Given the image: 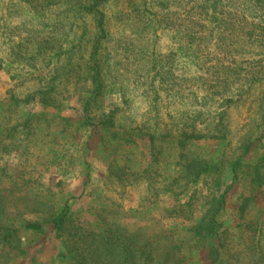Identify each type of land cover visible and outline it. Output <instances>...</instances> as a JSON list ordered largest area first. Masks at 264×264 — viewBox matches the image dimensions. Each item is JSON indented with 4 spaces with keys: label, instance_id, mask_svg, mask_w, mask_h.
Wrapping results in <instances>:
<instances>
[{
    "label": "rangeland",
    "instance_id": "1",
    "mask_svg": "<svg viewBox=\"0 0 264 264\" xmlns=\"http://www.w3.org/2000/svg\"><path fill=\"white\" fill-rule=\"evenodd\" d=\"M90 1L0 0V117L14 124L20 122L18 117L35 115L27 127L17 124V150L0 155V173L20 172L21 189L29 187L31 198L45 201L40 205L27 193L30 202H17L18 220L37 221L40 228L19 227L23 254L4 256L17 249L0 243V264L68 263L48 224L66 205L73 222L88 224L93 222L95 206L114 201L123 211L120 222L132 228L135 221L129 212L139 209L143 196L150 198L142 180L125 189L103 180L105 154L120 162L124 149L128 164L134 168L146 164L142 145L146 137H138V143L135 137V145L129 148H106L90 137L91 124L78 126L82 107L76 96L93 89L83 71L96 37L91 10L84 7ZM98 8L104 14L106 32L100 46L105 60L100 72L103 111L113 110L118 124L127 117L126 126L131 130L139 123H145V132L155 127L166 148L161 157L171 163L161 164L168 173L179 169L174 166L178 151H168L165 142L181 130H196L197 137L190 143L192 155L202 160L209 157L210 169L222 176L219 193L226 191L225 227L232 230L239 198H245L244 228L251 222L261 223L263 193L256 190L250 196L249 187L234 182L229 163L238 157L242 163H251L264 154V0H101ZM29 56L35 59L34 68L26 65ZM48 77L56 78L49 89L62 96L67 92V101L57 100L55 106L42 101L40 94L46 90ZM15 98L17 102H13ZM217 128L224 131L223 138L217 137ZM27 129L31 132L28 138L24 137ZM246 142L253 143L246 146ZM215 150L222 153L212 154ZM69 155L71 160L65 162ZM26 157L29 159L23 161ZM82 158L85 163H78ZM219 160L224 167L215 168ZM248 169L242 168V174L249 173ZM28 179L34 182L25 184ZM0 180L6 184L7 177L0 176ZM207 189L199 181L183 196L192 195L195 200L191 221H161L174 232L182 264H213L210 247L214 238L200 239L190 231L209 204ZM210 194L209 189V198ZM169 202L165 197L161 204L156 203L154 216L160 217ZM256 239L264 246V231Z\"/></svg>",
    "mask_w": 264,
    "mask_h": 264
},
{
    "label": "trees",
    "instance_id": "2",
    "mask_svg": "<svg viewBox=\"0 0 264 264\" xmlns=\"http://www.w3.org/2000/svg\"><path fill=\"white\" fill-rule=\"evenodd\" d=\"M100 1L91 0L84 6L91 10L96 37L93 41L94 48L89 59L83 65V71L86 74L84 78L90 80L93 89L89 94H70L72 96L77 94L76 99H79L82 107L78 126L91 124L93 133L90 137L95 138L101 147L105 146L106 148L108 145L111 148L114 145L129 148V146L135 145V137H137V143L141 136L146 137L145 141L142 142L146 149V164L137 168H134L131 163L128 164L130 158H128V152L124 149L121 152L124 156L120 162L112 161V158L105 154L103 157L107 160V171L103 180L104 182L114 183L115 186L121 189L142 180L147 184L146 190L152 196L150 195V198L143 196L142 202L138 203L139 209L128 211L134 217L132 221H135V224L131 225L132 228L123 221L120 222L119 219L123 216V211L119 209L121 207H118V204L114 201L110 202L109 205L95 206L94 211L91 212L93 222L88 224H83L79 220L73 222L75 218L72 217V213L66 205L59 216L48 221L52 231L55 232L54 236L59 238L61 250L64 253L63 258L68 260V263L65 264H182V255L174 243V232L165 229L161 221L163 218L192 220L195 211V200L192 201V195H188L186 199H183V196L186 195L192 184L199 181L208 188L206 196H208L207 201L209 204L204 210L203 216L192 225L190 231L195 232L196 237L200 239L205 237L214 238L215 243L210 247L213 264H262L264 246H261L259 239L256 238L261 236L264 231V218L261 223L251 222L244 228L245 223L241 220L245 198H239L236 210L238 215L230 225L233 231L225 227V220L222 219V215L226 212V191L219 193L222 176L214 174L210 169L209 157L207 160H202L192 155L190 143L197 137L196 130H181L179 135H173L168 142H165L168 151H178L174 166L178 165L179 169L168 173L167 170H162L161 166L163 165L161 164L171 163H168L170 160L164 161L161 157L163 155L162 150L166 148L163 144V135L159 136L155 127L145 132V123H139L131 130L126 126L127 117L124 118L122 124H118L116 113L113 110L103 111L104 81L100 72L105 60L101 58L100 46L106 32L104 29V14L98 8ZM140 15V13L137 14V16ZM34 60L32 56H29L26 59V65L34 68L36 65ZM69 64L70 60L67 65ZM79 68H82V66L79 65ZM76 71L77 68H75ZM55 79L48 77L47 91L45 90L47 93L41 92L40 94L42 101L47 103V106H55L57 100L67 101L69 98L67 92H65V96H62L60 92L49 89L50 86L56 84ZM261 99L262 110H264V93H262ZM15 100L13 102H17ZM34 117L35 115L26 116L24 119L18 117L20 122L14 124H9L8 120L0 117V155L12 154L17 150V141L20 138L17 127L19 125L27 127ZM261 118L264 119V111ZM148 121H150V118L146 120V124ZM18 123L19 125H17ZM215 131L218 133L217 137L223 138L224 131H221V128H217ZM30 133V130L27 129L24 137L28 138ZM207 135V140H209V134ZM174 136H177V138L174 139ZM252 143L246 142V146H250ZM214 146L216 147V145ZM221 150H215L212 154L222 153ZM168 157L171 158L169 155ZM47 158L50 160L51 157ZM212 158L214 159V157ZM25 159L29 158L26 157L23 161ZM234 159L229 163L232 167V180L240 183L243 187H249L251 190L250 196H255L256 193L254 194L253 191L256 192V190L258 193L259 191L262 192L264 196V154L251 163H242L239 157ZM70 160L71 155L64 161L68 162ZM78 163H85V161L82 158ZM214 167H224V161L219 160ZM244 167L249 168V173L246 170V174H242V168ZM20 174V172L18 174H7L4 170L0 173L2 178L7 177L6 184L0 183V243L3 242L9 249H17L14 253H3L4 256L9 257L25 253L24 250H19L22 243V240L17 237L19 227L29 230L40 228L37 221L18 220L17 202L27 201L26 203H28L31 199L33 201L37 200L36 202L40 205L45 202L36 199L35 196L31 198L29 187L21 189L18 184ZM207 180L211 183L209 184ZM32 182H34L32 179L24 180L25 184H31ZM27 193L31 199H29ZM165 197L170 202L161 211V216L155 217L154 205H157L156 203L161 204ZM16 241H18L17 247L14 244Z\"/></svg>",
    "mask_w": 264,
    "mask_h": 264
}]
</instances>
